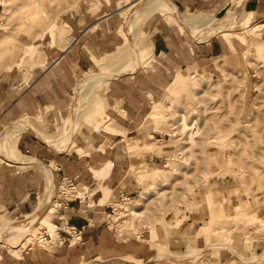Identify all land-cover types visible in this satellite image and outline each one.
<instances>
[{
	"label": "crops",
	"instance_id": "1",
	"mask_svg": "<svg viewBox=\"0 0 264 264\" xmlns=\"http://www.w3.org/2000/svg\"><path fill=\"white\" fill-rule=\"evenodd\" d=\"M93 1L99 2L94 8L86 4L78 10L63 13L62 21L66 30L64 38L56 37L65 41L64 46L53 45L54 39L50 34L42 37L43 40L33 39V45L31 41L19 37L22 48L31 45L27 48V56L33 58L30 66H21L24 49L16 54L14 60L0 63V136L1 141L5 142L7 136L3 133L8 134L11 130L9 143L12 146L9 153L0 155V209L17 205L21 212L24 205L34 207L43 189V168L49 167L52 172L46 170L48 184L57 180L72 186L71 190L75 188L65 201L59 202L62 208L51 221L57 225L64 220L62 224L79 232L75 238L60 232L63 243L47 248L30 244L14 251L19 255H12L0 248V264H192V257H187L191 250L208 253L209 199L200 202L196 211L167 215L152 228L123 230L119 235L108 225V219L115 212L116 204L140 198L144 192L143 181L134 172L136 169L142 166L162 167L167 161L164 153L146 149L136 152L121 147L123 133H131L130 138L127 137L128 148L153 144L155 141H151L152 139L160 140L162 133L158 130L143 129L148 115L154 112L153 107L155 109L165 101L168 87L178 69L185 64L198 63L199 49L212 47L213 39L203 37L208 41H195L190 45L191 50H188L176 29H172L173 33H167L160 28L169 24L166 20L167 13L174 17L176 15L170 11L155 12L152 19L147 21L149 50L152 54L150 63L155 62L153 68L121 73L112 77L98 91H105L107 86L102 113L110 121L108 126L112 131L120 134L110 133L104 136V140L108 139L111 145L103 148L98 143H87L81 137H75L69 148L74 133L70 140L63 142L62 132L71 112L78 84L90 73L93 57L109 54L123 44L124 39L120 33L122 13L137 0ZM166 1L184 14L181 15L190 21V27L199 29L200 19H207L210 23V18L215 17L207 15L220 14L232 0ZM136 5L142 7L143 14L150 11L146 0ZM196 13L202 14L194 15ZM252 14L264 19V0L246 1L245 24L259 23L254 22ZM138 18L136 15L133 21ZM126 24L127 22L125 26ZM4 34L5 32L3 35L0 32V38ZM260 36H264V30ZM41 40L43 43L39 51L42 56L39 59L36 48ZM16 42L17 37L14 43ZM224 56L230 67L231 60L226 54ZM139 58L142 59L136 49L134 65ZM95 68L96 63L93 71ZM195 68L199 69L197 66H190L180 72ZM39 117L44 120V126L50 129L59 126L63 119L59 134L55 137L47 135L42 130L40 121H36ZM20 123L31 124L40 135L59 147L52 148L31 131L15 129ZM62 145L68 149L61 150ZM18 158H27L38 164L31 167L25 164L27 162L18 161ZM231 202L226 199L221 206L229 211ZM219 209L220 207L216 211ZM224 250L227 254L229 252L222 249L221 257L226 254Z\"/></svg>",
	"mask_w": 264,
	"mask_h": 264
},
{
	"label": "rangeland",
	"instance_id": "2",
	"mask_svg": "<svg viewBox=\"0 0 264 264\" xmlns=\"http://www.w3.org/2000/svg\"><path fill=\"white\" fill-rule=\"evenodd\" d=\"M35 1L0 0L1 35L5 32L0 38L2 39L0 40V63L4 60H14L16 54L24 49L21 66L29 67L33 58L30 59L31 57L27 56V48L31 45L22 48V44L19 43L21 39L31 41L33 45V39L40 40L50 34L54 39L52 44L62 46L65 41H60L57 37L63 39L66 31L62 21L63 13L78 10L86 4L94 8L95 4L99 3L93 0H40L41 7H36ZM141 1H134L136 3L131 8ZM232 1L220 14L207 16L222 17ZM31 6L35 8L30 9ZM131 8L122 13L123 25L120 33L124 39L123 44L109 54L93 57L90 73L96 61L107 60L118 51H126L132 39L136 40L135 51L139 50L142 59L139 58L129 72L153 68L155 62L150 63L152 54L149 50L147 21L152 19L155 12L143 14L138 18V23L134 20L130 34L125 22ZM33 11H42V15L38 20L29 22L26 13ZM197 14L202 13L194 15ZM145 15L148 16L145 17ZM166 17L169 24L166 23L160 28L167 33L176 29L177 35L181 36L188 50H191L190 45L195 41L199 43L208 41L192 36L174 15L167 13ZM253 20L259 23L245 24L244 13H242L240 18L228 27V32L218 33L211 38L213 39L212 47H199L198 63L185 64L178 69L177 74L190 66L199 68L182 71L178 76L176 74L177 77H174L176 79H173L168 87L165 101L155 109L153 107L154 112L148 115L143 129L158 130L162 133L160 140L152 139L151 141H155L153 144L128 148L131 133H123L124 141L120 144L121 147L136 152L146 149L159 154L164 153L167 161L162 167L142 166L134 171L143 181L142 192H144L141 196L139 195L140 198L136 197L115 205V212L109 217L108 225L118 235L123 230L136 231L143 227L152 228L156 222H160L167 215L196 211L200 202L209 199L208 253L191 250L187 257H192V264H246L247 262L264 264V36L259 35H262L264 30V19L253 15ZM259 25L263 29L256 34L252 28ZM6 28L9 29L8 34ZM16 37L17 42L14 43ZM42 40L36 48L39 59L42 56L39 51ZM222 54H226L231 60L230 67ZM110 68L112 67L108 66L104 70ZM181 75H190L188 79L193 84L192 90L198 94L197 98L190 93L192 90H186L177 83ZM106 89L107 86L105 91ZM98 91L100 90L92 91L89 100L81 110L77 123L73 126L74 128L71 127V134L74 133V135L69 148L75 137H81L87 143H98L102 148L106 145L110 146L108 139L104 140L103 137L110 133H119L112 131L108 126L110 121L102 113L105 91ZM183 113L187 115L188 122L197 120L201 126L202 133L198 135L195 144L190 145L186 140L187 131L180 130L178 118ZM36 121H40L42 130L47 135L55 137L60 132L59 127L63 119L54 129L44 126L45 122L41 117ZM10 131L8 134L3 133L7 136L5 142L1 141L0 136V155L9 153L12 147L9 143ZM63 132L62 135L67 136V132ZM54 146L59 147L52 145ZM60 147L61 150L68 149L64 145ZM25 164L33 167L38 163ZM43 169V189L34 207L24 205L21 212L17 205L0 209V248L9 251L12 255H19L14 251L30 244L47 248L63 243L62 238H58L60 232L71 238L78 234H75L78 232L77 229H69L66 224H62L64 220L57 225L52 223L51 218L62 208L59 202L65 201L67 195L72 194L68 192L71 190L68 187L72 186L58 182L54 177L57 183H53L54 180H52L51 189L46 170L52 172V169L49 167ZM51 190L52 193H50ZM56 198H58L57 202ZM226 199L229 202L233 201L229 211L221 206L222 201ZM219 207V211H216ZM140 212L142 214L137 215ZM25 218L30 221V224L22 233L14 231L8 233L4 230V225ZM55 230L58 237L52 241V237L56 235ZM222 249L229 251L227 254L224 250L226 254L223 257H221Z\"/></svg>",
	"mask_w": 264,
	"mask_h": 264
},
{
	"label": "bare ground",
	"instance_id": "3",
	"mask_svg": "<svg viewBox=\"0 0 264 264\" xmlns=\"http://www.w3.org/2000/svg\"><path fill=\"white\" fill-rule=\"evenodd\" d=\"M246 1L247 0H233L232 5L229 7V9L226 11V13L223 16L217 17V18H210V23L208 22L207 19H200L198 21V23L200 24L199 29H194L193 27H190L189 26L190 21H187L181 15V13L176 8H174L172 5H170L166 0H146V3H147V5H150L149 13L157 12V11H159V12H165V11L173 12L177 17V20L180 23H182L185 26V28L191 32L192 36H196V38H203V37L212 38L213 36L217 35L218 33L229 31L228 27L231 24L235 23L240 18V15L242 13H245ZM35 6L41 7L40 0L35 1ZM35 6H31L30 9L35 8ZM40 10L44 11V9H41V8H40ZM42 11H33V12L26 13L27 20L29 22H33L35 20H38L42 15L41 14ZM149 13H148V15H149ZM136 15H138V17L143 15V10H142V7L140 5H135L133 8H131L129 10V12L127 14L126 27H127L129 32L133 28L132 22H133V19ZM148 15H145V17ZM144 19H146V18H144ZM138 20L139 19H136L137 23H138ZM142 21H144V20H142ZM141 23H140V25H141ZM263 27L261 25H259V26L253 27L252 29H253V32H255L257 34L258 32H261ZM6 33L7 34L9 33L8 28H6ZM130 34H131V32H130ZM55 35L57 36L58 34L56 33ZM0 40H2V39H0ZM135 44H136L135 40L132 39L131 45L129 46V48L126 51H118V52H116V54L113 57H111L107 60L97 61L96 62L97 69H95L93 72L89 73L86 77H84L83 79L80 80L78 87H77V90H76V93H75V96H74V101H73V105L71 108V112H70V114L67 118V121L65 123V126H64L63 131L65 133L67 132V136H66V134H63V136H62L63 142L71 139L73 134H71L70 129H71V127L75 126V123H77V120L79 118L81 110L86 105V101L89 100L88 98H89L90 94L92 93V91H94L95 89L101 90L104 87V85L112 77H114L117 74L126 73L133 68L135 46H136ZM108 66H110L112 68H110L108 70H106V69L104 70V68H106ZM189 76L190 75H181L178 78L177 83L180 84V86L185 87L186 90L191 91L193 89V88H191L193 86V84H191V81L188 79ZM178 84H177V86H178ZM195 85H197V84H195ZM174 89H176V88H174ZM190 93L192 94V96H194V98H197V96H198L197 92H194L192 90ZM260 122H261V120H260ZM178 123H179L181 131H187V135H186L187 139L186 140L188 141V143L190 145L197 143V137H199L202 133L201 132V126L197 123V120H193L192 122H188L187 115L183 113L178 118ZM73 128H72V130H73ZM15 129L31 131L32 133L36 134L40 139H42L44 142L49 143L51 146L57 145L56 143L50 142V140L46 139V137H43L42 135H40L31 124L20 123L16 126ZM17 160L18 161L21 160V161H24L27 163L32 162V160H29L27 158H18ZM51 179H53V178L51 177ZM153 181H155V180H153ZM53 183H55V181H53ZM53 183H51V181H50L49 185H50L51 189H52ZM74 191H75V188L72 190H69L68 192L70 193V192H74ZM50 193H52V190ZM141 214H142V212L137 213V215H141ZM29 224H30V221L26 220V218H25L23 220L15 222V223L6 224L3 227H4V230L8 233L13 232V231L16 233H22L23 230H25L26 228L29 227ZM63 228H65V227H63ZM55 232H56V235L54 237H52V241H55L56 238L58 237V233L56 230H55ZM75 237L76 236L74 235V238ZM58 238H61V237H58ZM246 264H249V263L247 262Z\"/></svg>",
	"mask_w": 264,
	"mask_h": 264
},
{
	"label": "built area",
	"instance_id": "4",
	"mask_svg": "<svg viewBox=\"0 0 264 264\" xmlns=\"http://www.w3.org/2000/svg\"><path fill=\"white\" fill-rule=\"evenodd\" d=\"M69 188L71 189V187H69ZM57 200H58V198L55 199L56 202H57ZM77 233H79V232H76L75 234H77Z\"/></svg>",
	"mask_w": 264,
	"mask_h": 264
}]
</instances>
